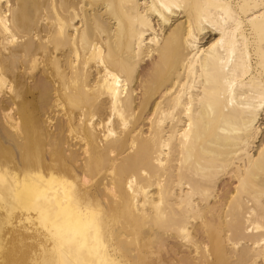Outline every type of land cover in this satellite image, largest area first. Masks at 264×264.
Returning a JSON list of instances; mask_svg holds the SVG:
<instances>
[{
  "label": "bare ground",
  "instance_id": "bare-ground-1",
  "mask_svg": "<svg viewBox=\"0 0 264 264\" xmlns=\"http://www.w3.org/2000/svg\"><path fill=\"white\" fill-rule=\"evenodd\" d=\"M0 264H264V0H0Z\"/></svg>",
  "mask_w": 264,
  "mask_h": 264
}]
</instances>
